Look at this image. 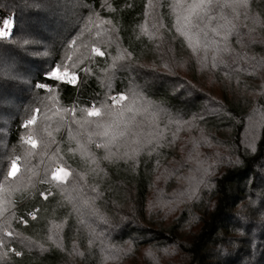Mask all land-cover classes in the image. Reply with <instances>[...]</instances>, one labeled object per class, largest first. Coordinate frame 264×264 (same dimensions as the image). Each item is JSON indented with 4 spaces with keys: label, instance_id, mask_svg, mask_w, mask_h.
Listing matches in <instances>:
<instances>
[{
    "label": "trees",
    "instance_id": "1",
    "mask_svg": "<svg viewBox=\"0 0 264 264\" xmlns=\"http://www.w3.org/2000/svg\"><path fill=\"white\" fill-rule=\"evenodd\" d=\"M246 1L256 29L211 0L166 38L170 0H0L13 20L0 37V264H136L142 250L158 256L144 264H264V0ZM132 93V112L113 102ZM109 109L129 131L105 146L95 122ZM178 122L194 130L182 153L155 156Z\"/></svg>",
    "mask_w": 264,
    "mask_h": 264
},
{
    "label": "rangeland",
    "instance_id": "2",
    "mask_svg": "<svg viewBox=\"0 0 264 264\" xmlns=\"http://www.w3.org/2000/svg\"><path fill=\"white\" fill-rule=\"evenodd\" d=\"M217 1H224V0H217ZM226 1H228V3L226 2V5L224 6L225 9L222 10V12H223L222 14L224 16H229V17H227L228 21L237 20V21H240L243 23L247 22V23H249L250 26H251V23H253L252 25H254L255 27H252V26L251 27L256 29L257 20L255 19V14H252L253 12H252V9L250 8L249 2H247L246 0H226ZM194 3L199 4L200 0H170V9L166 12V16L168 19L166 20V22H164L165 26L163 25L161 28L163 30L162 31L163 33L166 31L165 35H163V36L168 38L169 36L172 37L176 34L181 35L184 28L187 27V26L184 27V23H185L184 20H185L186 16H191V15H194L195 13L197 14V12L199 11V9H196L195 11L189 10L191 5ZM8 20H11L13 22V20L11 18H6L4 20H0V29H2V22L8 21ZM206 22L208 23V18L204 19V24H206ZM254 22H256V23H254ZM232 24H234V22ZM12 32H13V28L10 29L4 37L11 36ZM161 35H162V33H161ZM167 41H163V38L161 40V42H165V43ZM177 44H179V43L177 42ZM190 46H192V45L189 44L188 42L185 43V41L180 42V44L178 46V48H179L178 52H180L183 48L189 50L190 53H188L186 56L187 57L186 59H188V60H192L195 58L194 57L195 53H193ZM185 51H187V50H185ZM200 54L202 55L203 53H200ZM208 54L209 53H207L206 51L204 52V55H203L204 63H208V62L210 63V57H208ZM184 61H187V60H184ZM184 64L187 65L188 63H184ZM205 68L206 69H204V70L207 72L204 73L205 74L204 78L202 75L198 74L199 79L204 80L205 87H207V88L211 87L217 93L219 90H218L217 86H215L212 83L211 79L209 78L210 73H209L208 67H205ZM206 77H208V80H206ZM255 86L257 88L260 85L255 83V81L250 80V83L247 84V87L245 88V90H249V92L245 91L246 92L245 94H249V96L252 95L253 94L252 90L254 89ZM153 123L156 124L157 123L156 120L153 121ZM179 123L180 122L176 123L172 129L167 128V127L164 128L163 135L166 134V136H168V139H167V137H164V141H163V139L159 140L161 142V146L158 147V149L153 153V154H155V156H157L158 154L160 156L162 154L161 153L162 147H165V149L170 151V153L168 155L170 157L168 159H175V157L176 158L179 157L180 152L182 153V151H181L182 144L179 143L180 140L185 139L187 137L188 133L192 135L194 130H191V129L189 130V127H186V126L177 125ZM261 124H262V116L255 118V121L251 124V126H252L251 127V129H252L251 142L253 143L252 147L255 146L254 143L258 140L260 129L262 126ZM141 128H142V125L140 124L139 129H141ZM147 139H150V137H148ZM147 139H146V141L150 142ZM204 139H206L205 136H204ZM58 169H63L64 172L68 173L67 177L64 180L57 181L58 183H65L70 176V171L63 166H61V167L56 166L54 169L53 175L57 173ZM60 175H63V173H60ZM162 196H163V193L159 189H155V191L151 192V197H150V201H149V205H148L149 212H155L156 213V211H159V209L161 208V203H162L161 197ZM39 243L42 245V241H40ZM155 257H158V256L154 251L151 252V254H148V252L142 250L141 252H139V254L136 258L137 259L136 264L137 263L138 264H144L146 259L155 258ZM109 259H110L109 260L110 262H108L107 264L113 263L112 262L113 259L112 258H109ZM126 264H134V263L128 262Z\"/></svg>",
    "mask_w": 264,
    "mask_h": 264
},
{
    "label": "snow or ice",
    "instance_id": "3",
    "mask_svg": "<svg viewBox=\"0 0 264 264\" xmlns=\"http://www.w3.org/2000/svg\"><path fill=\"white\" fill-rule=\"evenodd\" d=\"M207 3L208 6L211 5V0H200L199 4H192L190 7V11H195L196 9H203L205 8V4ZM187 19V18H186ZM13 28V22L11 20L3 21L2 22V29H0V37H4L7 32ZM98 56L103 55L102 52H100L98 49H93ZM62 70L60 68H55L52 73L51 77L54 80L60 81L63 80L65 83H73L76 79H78L75 76H71V74L67 71L63 72V75H61ZM113 102H119V101H129V104H126L124 106L125 109H127L128 112H132L138 97L132 93L131 99L129 100V96L118 94L116 97H113ZM87 115L90 117H101V112L99 109L90 110L87 112ZM105 115L109 117L108 120H106L104 123H101L100 121H96V126L98 129L97 134L102 135L105 138V146H108L110 144L115 143L116 141L120 140V138L126 136V134L129 131L128 125L126 123L121 126L122 118L124 116V109H121L119 112H113L111 109L107 110L105 112ZM29 124L35 123V120H29ZM27 127L28 125H24ZM97 146H101L99 143ZM32 147L35 148L36 144L35 142H32ZM60 173H63V175H60ZM10 175L15 176L16 175V165H12V169L10 172ZM68 173L64 172L63 169H58L57 173L52 176V179L55 181H62L67 177ZM45 199L47 196L45 195Z\"/></svg>",
    "mask_w": 264,
    "mask_h": 264
}]
</instances>
